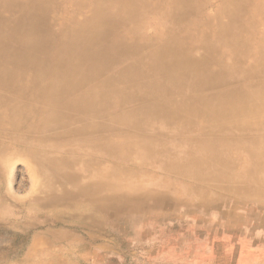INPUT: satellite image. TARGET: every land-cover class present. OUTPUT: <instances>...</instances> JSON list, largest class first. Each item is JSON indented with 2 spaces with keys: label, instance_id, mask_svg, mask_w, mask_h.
Returning a JSON list of instances; mask_svg holds the SVG:
<instances>
[{
  "label": "bare ground",
  "instance_id": "6f19581e",
  "mask_svg": "<svg viewBox=\"0 0 264 264\" xmlns=\"http://www.w3.org/2000/svg\"><path fill=\"white\" fill-rule=\"evenodd\" d=\"M206 2L0 0V243L9 242L12 252L25 248L24 261L78 264L79 252L91 250V223L116 238L115 232L144 234L160 224L161 214H152L154 204L163 196L177 198L146 186L160 187L162 180L143 184L131 180L130 170L113 178L100 172L113 166L91 163V149L107 157L118 154L123 160L147 163L154 151L152 139L142 143L125 134L103 137L91 145V131L139 128L152 112H158L163 128L194 120V132L199 134L264 129V121H259L264 117V88L255 94L246 91L253 88L249 80L264 74V0H220L212 19L201 13ZM181 21L186 27L182 36H176L177 42L190 41V47L177 43L165 47L159 57L149 55L118 66L144 47L140 37L134 38L131 48L123 44L134 29L142 32L160 22L169 31ZM101 68L111 74L114 87L139 81L140 93L148 97L169 91L182 95L192 87L204 99L188 109L180 102L172 108L147 105L141 110L144 116L119 110L91 126V102L103 106V94L113 95L112 103L118 107L123 99L138 95L130 91L117 98L108 86L91 94L87 82ZM170 73L171 80L162 82ZM228 84L241 88L232 90L226 107L217 114L221 103L212 99L210 91ZM112 123L119 127L111 128ZM262 138H250L244 150L239 148L251 156L249 175L264 168ZM198 151L199 145L192 141L184 153ZM207 154L210 160L218 158L213 152ZM158 161V169L165 170L166 163L162 158ZM12 175L24 187V197L7 187Z\"/></svg>",
  "mask_w": 264,
  "mask_h": 264
},
{
  "label": "rangeland",
  "instance_id": "374dc122",
  "mask_svg": "<svg viewBox=\"0 0 264 264\" xmlns=\"http://www.w3.org/2000/svg\"><path fill=\"white\" fill-rule=\"evenodd\" d=\"M219 1L207 0L202 7V15L214 18L215 6ZM180 24L181 26L169 31H165L160 22L155 23L154 28L149 26L142 29V32L134 29L123 44L131 48L135 45L134 38L139 40L140 37L139 42L144 47L130 55V60L126 58L125 62H119L118 66L127 65L149 55L159 57L158 53L165 47L176 46L177 43L190 47V41H187V44L177 42L176 36L179 38L184 33L185 24L183 21ZM261 31L263 29L259 27L257 33ZM93 59L91 57V63ZM82 66L87 67L84 64ZM209 68L212 71L217 70L210 64ZM142 69L145 70L143 66ZM113 80L111 74L104 73L101 68L91 73V79L86 86H91V94L95 95L105 86L112 88L117 98V95L126 97L130 91L138 92V95L133 99H123L118 107L112 103L116 99L113 95L103 94V106H96L91 102V126L119 110H124L128 115L137 111L144 116L141 110L147 105L152 109L172 108L180 102L183 109H188L194 101L204 99L202 94L192 87L183 90L182 95L169 91L148 97L140 93L142 85L139 81H130L126 85L120 82L114 87ZM170 80L171 73L166 78H161L162 82ZM249 84L253 85V88L246 91L255 94L259 88H264V74L249 80ZM238 88L241 87L228 84L210 91L212 99L221 103L216 107L217 114L226 107V100L231 98L229 96L232 90ZM157 115L158 112H152L149 117H145L148 121L141 123L139 128L123 126L120 130L91 131V145L98 144L103 137L119 138L125 134H131L133 140L142 143L151 138L154 151L149 158L154 159L155 163L151 160L147 163L139 159L123 160L118 154L107 157L93 149L91 163L113 166L109 171L100 170L101 174L113 178L123 176V170H130L132 172L128 175L132 177L131 180H138L143 184L148 179L154 182L162 180L163 182L158 184L160 187L154 184L146 186L177 198L166 199L163 196L159 204H154L152 214H161L160 224H155L152 231H143L144 234L134 235L135 231L131 233L127 230V234L115 232L119 235L116 238L113 232H107L91 223V250L79 252L81 260L78 264H264V168L249 175L247 170L251 156L239 150L240 147L244 150L243 144L258 135L263 137L264 141V129L256 132L221 129L199 134L194 132V120H179L174 126L163 128ZM259 121H264V117H260ZM219 123L224 125L225 122ZM118 125L110 124L111 128L119 127ZM192 141L199 145L200 151L184 153L187 144ZM207 152H213L218 158L210 160ZM159 158L166 163L165 170L156 166ZM184 158L191 159L192 162H186ZM11 178L7 187L14 195L24 197V187L16 177L12 175ZM10 247L12 246L7 241L0 243V264H31L32 261H24L22 258L26 252L25 248L12 252ZM32 264L60 263L49 261Z\"/></svg>",
  "mask_w": 264,
  "mask_h": 264
}]
</instances>
